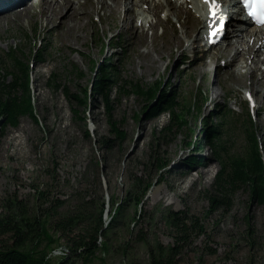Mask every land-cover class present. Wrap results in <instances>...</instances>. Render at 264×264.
Listing matches in <instances>:
<instances>
[{"label":"rangeland","instance_id":"1","mask_svg":"<svg viewBox=\"0 0 264 264\" xmlns=\"http://www.w3.org/2000/svg\"><path fill=\"white\" fill-rule=\"evenodd\" d=\"M31 3L34 4L31 10L17 17H6V11L12 7L0 1L3 7L0 50L14 48L20 59L29 62V86L36 119L23 116L17 127L5 129L0 123V213L5 212L4 204L13 198L34 207L39 192H45L49 201L69 200L75 189L86 186V197L103 204L104 226L110 228L112 220L115 223L107 231V238L99 239L95 253L70 259L67 254H58L66 242L49 228L48 220L37 251L52 264H149V246L160 243L169 247L176 243V230L166 218L170 212L178 213L180 219L187 217L201 229L200 233L192 231L180 236H185V241L179 243L178 264L262 263L264 205L251 204L246 192L239 190L229 209H211L208 195L214 191L212 184L219 165L209 147L196 151L194 146L201 139V129L210 114L227 107L235 112L230 119L234 151L246 147L242 137L246 127L243 122L247 119L244 92L249 91L258 108L249 116L264 154V81L256 84L252 76L226 73L229 63H225V58L229 56L219 57L216 63L209 59L223 43L206 51L201 41L197 50L195 35L199 26L191 27V34L183 36V19L179 22L175 16L171 15L169 20L172 30L160 35L162 29L158 28V35H150L148 31L147 37L140 38L127 32L126 26L119 25L114 16L101 18L102 12L92 15L88 4V8L85 5L81 10H90L86 11L88 18L86 12L73 15L77 22L78 37H75L67 33V22L60 17L62 11L48 23L40 13L39 0L21 1L19 6ZM165 14L161 13V17ZM82 21L84 28L80 25ZM119 31L123 33L119 35ZM172 31L182 38L181 44ZM39 45L38 52L41 48L46 50L43 63L32 57ZM162 45L167 46L166 52L154 49ZM177 50L194 54L196 59H189L180 70L182 58ZM149 56L152 66L144 61ZM106 63H111L124 79L139 80L146 88L162 84V88H173L174 93H179V114L183 121H176L182 128L176 131L177 124L171 122L167 113L147 118L143 113L148 103L145 98L112 90L109 97L112 116L125 137L105 145L103 141L112 135L103 98L91 96L87 106L79 108L65 92L83 94L84 89L89 92L97 69ZM202 64L210 67H201ZM255 78L258 80L257 75ZM198 90L207 99L200 101L203 104L196 115L187 112V101ZM77 110L79 113L75 115ZM218 120L214 119L213 123ZM170 125L175 127L170 131L165 129ZM189 156L202 157L203 166L188 168ZM155 158L160 164L166 163L160 172L152 166ZM136 177L141 180L139 184ZM149 181L150 187L144 193ZM50 204L47 202L43 207Z\"/></svg>","mask_w":264,"mask_h":264},{"label":"trees","instance_id":"2","mask_svg":"<svg viewBox=\"0 0 264 264\" xmlns=\"http://www.w3.org/2000/svg\"><path fill=\"white\" fill-rule=\"evenodd\" d=\"M39 48L40 46L32 52V57H36L38 62L43 63L46 50L41 48L38 52ZM29 84V62L20 59L14 48L8 51L0 50V123L3 129L8 126L17 127L20 117L23 116L36 121ZM172 89L162 88L161 84L146 88L139 80L124 79L111 63H106L97 69L89 92L84 89L83 94L65 92V95L70 101L76 102L79 108H85L91 96L100 95L103 98L107 109L109 131L112 135V138L105 139L103 143L110 146L113 142L124 140L125 137L118 122L112 116L113 105L109 98L112 90L145 98L148 103L144 106L143 113L147 118L167 113L171 122L177 124V131L182 127L176 120L183 121L179 114L181 97ZM206 99L207 96L198 90V93L192 95L191 101H187V112L192 111L191 114L199 115L200 105L203 104L200 101H206ZM78 113V110L74 111L75 115ZM231 117L229 111L225 109L213 111L209 121L205 122L204 128L201 129V139L194 146L196 151L204 148L203 146L209 147L219 165L212 184L213 194L208 195L210 208L229 209L232 206L234 194L239 190L246 192L251 204L263 206L264 155L261 152L256 132L250 119L247 118L243 122L246 127L242 132L246 147L241 151H234V139L231 138L232 128L230 127ZM218 118L219 120L213 123V120ZM226 124L229 126L226 127ZM171 127L175 125H170L165 129L170 131ZM87 134L86 132V136ZM202 161L203 158L197 156L186 158L187 167L190 169L196 165L203 166ZM153 162L152 166L158 169L157 171L160 172L162 168H165L166 163L160 164L156 158ZM140 181L136 177V184ZM150 184L151 181L147 183L143 190L144 193L147 192ZM87 194L88 189L83 186L75 189L69 200L55 198L49 201L45 192H39L38 204L34 207L18 198L7 201L4 204L5 212L0 213V240L7 239V242L0 244V264H52L40 256L37 251L41 236L46 232L45 225L48 226V220L49 228L64 237L68 249L67 258L74 259L81 254L95 253L99 248V239L107 238V231L113 227L115 221H111L110 228L104 226L103 204L100 205V200L88 199ZM47 202H51L50 206L43 207ZM166 218L176 230V243L169 247H163L160 243H157L155 247L149 246L147 248L149 264H178L179 243L185 241V236H180L192 231L201 232L192 220L187 217L180 219L178 213L170 212ZM247 228L250 229V224ZM260 264H264V261Z\"/></svg>","mask_w":264,"mask_h":264},{"label":"bare ground","instance_id":"3","mask_svg":"<svg viewBox=\"0 0 264 264\" xmlns=\"http://www.w3.org/2000/svg\"><path fill=\"white\" fill-rule=\"evenodd\" d=\"M20 0H14L13 5L14 8H12L10 11H6V17H17L20 13L26 12L28 10L32 9V5H26L20 8H17V3ZM60 0H40L39 6H40V13L44 14L46 16V21L49 23L52 18H56L58 14L62 11L64 14H62L60 17L63 18L64 22H67V33H69L70 36L78 37L75 33V27L77 26V22L74 18V13L77 12V14H82L86 11H90L89 9L86 11H81L85 5L89 4L90 7H92V15L93 14H100L103 13L101 18L114 16V18H117L116 21L121 25L122 27L126 26V31L131 33L133 35L135 33L136 37H147V32L151 31L150 35L157 34V29L159 26L163 27L162 35L165 30L171 29V24L169 23V19H158V13L159 10L162 8V6L155 2V0H61L62 2H59ZM161 1V0H160ZM193 6L195 11L198 13L197 15L189 12L187 9L186 11L182 7V3H180L179 6H176L173 3L165 2V7L168 12L172 13V16H175L177 20L180 22V19H183V23H181L182 26V35L188 36L191 34L190 28L195 27L197 28L200 24H202V29L197 30V34L195 35V41H199L203 38V35L205 31V27L207 26V18H206V6L203 5L200 0H192ZM229 3L236 4V0H229ZM145 5V8L142 9V6ZM141 6V13H135V8H138ZM57 7V8H53ZM85 7V8H86ZM17 8V9H16ZM88 8V7H87ZM84 10V9H83ZM224 10L227 12L230 10V4L226 3L224 6ZM150 12L153 17H155V21L149 22L147 19V16L144 12ZM86 17L88 18V12L85 13ZM141 19L140 26L133 25V22L135 19ZM61 20V19H60ZM60 20L57 23H60ZM245 24V23H243ZM82 25V28L85 27L84 21L80 23ZM135 27H140L135 28ZM235 30L232 31V38L227 39L221 47L217 49V53L223 56H228L229 54H232V60H230V65L234 63V67L236 69V74L233 71H230V74L238 77H242L245 75H248L249 70L251 72L249 73V76H252L253 74L259 73L261 79L264 78V71L261 70V65H264V58H262L259 54V51L261 48H264V29H248L245 26L242 25H236ZM194 28V29H195ZM60 29V28H59ZM53 30V29H52ZM172 30V29H171ZM139 31V33H138ZM123 32L119 31L118 34L121 35ZM173 34H175L172 31ZM53 34L56 36L58 35V32H53ZM158 35V34H157ZM176 35V34H175ZM155 37V36H153ZM178 42L180 44L183 42L182 38L180 36H177ZM254 39V45L249 46L248 42L250 38ZM262 41L260 46H257L258 42ZM147 43V41H145ZM171 44L168 43V46ZM180 48V47H179ZM159 53L166 52L167 46H160L158 48H154ZM180 54V56H183V51L177 50ZM252 54L251 58V64L252 68L249 69L245 57ZM176 55V54H175ZM140 57H145L144 55H141ZM144 61L147 62L148 66L153 65V60L149 56ZM210 67L209 64H202L201 67ZM205 70V69H204ZM203 70V71H204ZM252 88H254L255 83H253ZM255 93L258 92L257 89H254ZM59 255H66L68 253V249L64 247H60L59 249Z\"/></svg>","mask_w":264,"mask_h":264},{"label":"snow or ice","instance_id":"4","mask_svg":"<svg viewBox=\"0 0 264 264\" xmlns=\"http://www.w3.org/2000/svg\"><path fill=\"white\" fill-rule=\"evenodd\" d=\"M210 5V13L213 16L219 14L220 9L218 7V0H207ZM243 4L248 11L249 15L252 16L260 23H264V0H243ZM255 5V8H254ZM223 25H221V28ZM216 31H220V29H216ZM215 35V32L212 33Z\"/></svg>","mask_w":264,"mask_h":264},{"label":"built area","instance_id":"5","mask_svg":"<svg viewBox=\"0 0 264 264\" xmlns=\"http://www.w3.org/2000/svg\"><path fill=\"white\" fill-rule=\"evenodd\" d=\"M58 254H59V251H58Z\"/></svg>","mask_w":264,"mask_h":264}]
</instances>
